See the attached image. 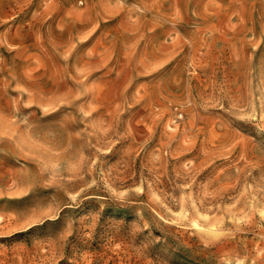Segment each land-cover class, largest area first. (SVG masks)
I'll return each mask as SVG.
<instances>
[{"label":"rangeland","instance_id":"1","mask_svg":"<svg viewBox=\"0 0 264 264\" xmlns=\"http://www.w3.org/2000/svg\"><path fill=\"white\" fill-rule=\"evenodd\" d=\"M0 264H264V0H0Z\"/></svg>","mask_w":264,"mask_h":264}]
</instances>
